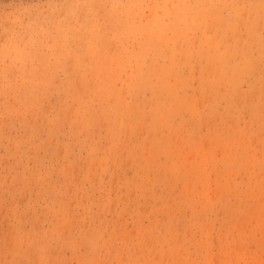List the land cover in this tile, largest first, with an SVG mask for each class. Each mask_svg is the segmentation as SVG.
Masks as SVG:
<instances>
[{"label":"rangeland","instance_id":"obj_1","mask_svg":"<svg viewBox=\"0 0 264 264\" xmlns=\"http://www.w3.org/2000/svg\"><path fill=\"white\" fill-rule=\"evenodd\" d=\"M0 264H264V0H0Z\"/></svg>","mask_w":264,"mask_h":264}]
</instances>
